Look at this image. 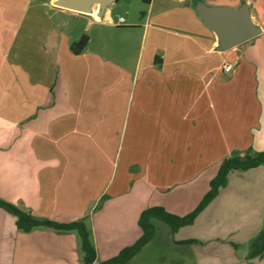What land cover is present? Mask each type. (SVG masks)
<instances>
[{"label":"crops","instance_id":"1","mask_svg":"<svg viewBox=\"0 0 264 264\" xmlns=\"http://www.w3.org/2000/svg\"><path fill=\"white\" fill-rule=\"evenodd\" d=\"M57 1L40 15L0 0V198L36 220H83L98 264L142 236L145 209L188 215L225 159L264 151V5L214 4H247L261 29L223 50L202 0H133L123 22L119 0L89 13ZM157 221L127 264H264V252L249 258L264 229V165L229 173L193 224L173 233ZM0 264L86 263L77 232H24L0 208Z\"/></svg>","mask_w":264,"mask_h":264},{"label":"trees","instance_id":"2","mask_svg":"<svg viewBox=\"0 0 264 264\" xmlns=\"http://www.w3.org/2000/svg\"><path fill=\"white\" fill-rule=\"evenodd\" d=\"M145 4H150L151 0H142ZM89 41L87 35L82 36L71 46L74 54H80ZM264 165V151L253 152L249 150L243 157L232 156L225 159L217 175L210 182V190L202 198L199 205L188 215L178 216L168 212L164 207L155 206L145 209L139 218V226L143 232L142 236L132 245L123 248L118 255L98 264H127L147 243L155 236L156 227L153 219L160 220L168 224L173 233L181 227L193 224L196 217L209 205L217 196L219 190L225 187L228 182V175L232 171H248ZM0 208L15 218L17 229L29 232L37 227H47L58 231H75L81 238V249L84 254L86 264H94L97 261V250L91 239V232L83 220L71 223H58L50 220H36L31 214L24 212L17 206L6 202L0 198ZM264 252V229L250 243L249 258H254Z\"/></svg>","mask_w":264,"mask_h":264},{"label":"water","instance_id":"3","mask_svg":"<svg viewBox=\"0 0 264 264\" xmlns=\"http://www.w3.org/2000/svg\"><path fill=\"white\" fill-rule=\"evenodd\" d=\"M116 0H58L56 5L81 13L91 12L94 4L106 8ZM196 11L199 18L216 33L223 50L233 49L252 40L261 33L251 17L249 6L243 4L240 8L213 7L203 2H197Z\"/></svg>","mask_w":264,"mask_h":264},{"label":"rangeland","instance_id":"4","mask_svg":"<svg viewBox=\"0 0 264 264\" xmlns=\"http://www.w3.org/2000/svg\"><path fill=\"white\" fill-rule=\"evenodd\" d=\"M10 1H14V0H10ZM15 1L17 4L34 7L33 9L34 13L38 11L40 12V15H43V11L45 10L44 6H48L51 0H15ZM195 1L196 0H189L188 2L194 3ZM202 1L205 2V4L214 6V4H216L217 2L221 0H202ZM256 2H258V7H261L262 5H264V0H256ZM129 11H132L134 13L138 12V8L135 6V4H133V0H119L118 3H116L113 7V17L115 20H117L119 17L127 18L128 17L127 14ZM156 15H157L156 13L153 14V21H155L154 16ZM168 17L172 19L171 14L167 15L166 18ZM62 19H63L62 16L56 15V20H62ZM157 222L168 226L166 223L162 221H157Z\"/></svg>","mask_w":264,"mask_h":264},{"label":"built area","instance_id":"5","mask_svg":"<svg viewBox=\"0 0 264 264\" xmlns=\"http://www.w3.org/2000/svg\"><path fill=\"white\" fill-rule=\"evenodd\" d=\"M119 21H120V22H123V21H124V18L121 17V18L119 19ZM231 70H232V66L229 65V66H226V67H225V71H226V72H230Z\"/></svg>","mask_w":264,"mask_h":264}]
</instances>
